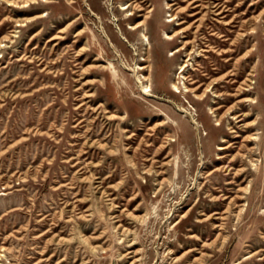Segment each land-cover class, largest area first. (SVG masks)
<instances>
[{"label": "rangeland", "instance_id": "1", "mask_svg": "<svg viewBox=\"0 0 264 264\" xmlns=\"http://www.w3.org/2000/svg\"><path fill=\"white\" fill-rule=\"evenodd\" d=\"M22 1L0 0V264H264V0Z\"/></svg>", "mask_w": 264, "mask_h": 264}, {"label": "bare ground", "instance_id": "2", "mask_svg": "<svg viewBox=\"0 0 264 264\" xmlns=\"http://www.w3.org/2000/svg\"><path fill=\"white\" fill-rule=\"evenodd\" d=\"M39 1H41V2H44V3H47L48 2V0H24V1H22V7H26V6H28V5H34V4H38V2ZM9 5L10 6H18V3H16L15 1H9ZM127 6V8H124V7H126ZM166 6H167V8L168 9H170L173 5L172 4H170V3H167L166 4ZM134 7H136V8H138L139 10H142V8H140V6H137V5H135ZM120 11H123V12H127V18H129L130 16H132L133 14L132 13H129V8H130V3H127V4H123V5H121L120 6ZM43 11V10H42ZM225 12V11H224ZM218 15L220 14V13H217ZM43 16L41 15V16H37V17H35V18H32V19H28L27 20V22L29 23V22H32V21H34V20H36V19H38V18H42ZM147 18V17H146ZM169 21H167L166 23H172V22H174L175 20H176V15H170L169 16ZM21 25V24H20ZM173 25V24H172ZM144 27H145V20H143V21H141V22H139V23H137L136 25H133V26H131L130 27V29L131 30H138V29H140V28H143V31H141V37L144 39V40H146V34L144 33ZM70 36V35H69ZM177 35L176 34H173V35H169V34H164V38H165V40H167V41H173L174 40V38L176 37ZM51 40H55L54 38H52ZM147 41V40H146ZM60 43V42H59ZM80 45V44H79ZM55 48V47H54ZM180 51V49H175V53H178ZM247 52V51H246ZM245 52V53H246ZM174 53V54H175ZM173 54V55H174ZM81 57V56H80ZM102 65H104V64H102ZM185 67H186V65L185 64H183V65H181L180 66V70H181V73L185 70ZM145 67H141V68H139L138 70H142V69H144ZM110 71L112 72V74L115 76L116 75V71H115V69H114V67L110 64ZM93 75V74H92ZM217 75V74H216ZM94 79V78H93ZM100 79V78H99ZM144 80V81H148V78H146V77H142V78H140V77H138L137 78V81L141 84V88H142V92L143 93H145L147 96H149L150 94H147V93H151V89L149 88V86L148 85H143V82L141 81V80ZM253 81V80H252ZM174 82V81H173ZM172 88H177L176 87V84L175 83H173L172 84ZM210 88V86H208L207 87V90L206 91H204L202 94H195V96H196V99L197 100H199V101H202L203 99H204V97H205V93L206 92H208V89ZM228 90V89H227ZM188 91V90H187ZM232 99V98H231ZM95 100V99H94ZM227 102V101H226ZM192 106V105H191ZM124 114V113H123ZM122 123V122H121ZM175 123V122H174ZM128 126V125H127ZM256 137V136H255ZM168 147V146H167ZM256 164V163H255ZM239 179V178H238ZM156 189V188H155ZM112 203V202H111ZM112 205V204H111ZM222 209V208H221ZM141 212V211H140ZM90 213V212H89ZM112 213V212H111ZM182 213V212H181ZM115 218V217H114ZM169 218V217H168ZM236 219V218H235ZM115 228V227H114ZM190 232V231H189ZM127 234V233H126ZM119 237V236H118ZM123 238V237H122ZM120 241H121V239H120ZM133 241V240H132ZM127 242H129V241H127ZM96 245V244H95ZM96 249V248H95ZM129 250V249H128ZM104 253V252H103ZM109 254V253H108ZM129 256V255H128ZM168 260V259H167ZM125 261H127V260H125Z\"/></svg>", "mask_w": 264, "mask_h": 264}]
</instances>
